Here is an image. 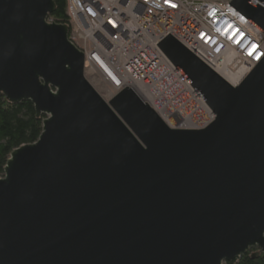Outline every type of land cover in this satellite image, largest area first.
<instances>
[{
  "label": "water",
  "instance_id": "1",
  "mask_svg": "<svg viewBox=\"0 0 264 264\" xmlns=\"http://www.w3.org/2000/svg\"><path fill=\"white\" fill-rule=\"evenodd\" d=\"M264 4V0H257ZM230 5L264 34V7ZM54 0H0V95L46 117L0 178V264H237L264 254V58L237 87L169 35L158 47L216 115L172 130Z\"/></svg>",
  "mask_w": 264,
  "mask_h": 264
},
{
  "label": "built area",
  "instance_id": "2",
  "mask_svg": "<svg viewBox=\"0 0 264 264\" xmlns=\"http://www.w3.org/2000/svg\"><path fill=\"white\" fill-rule=\"evenodd\" d=\"M232 1L66 0L61 25L81 53L115 65L170 129L202 131L216 115L158 44L171 35L239 87L264 58V34ZM46 23L60 25L53 15Z\"/></svg>",
  "mask_w": 264,
  "mask_h": 264
},
{
  "label": "trees",
  "instance_id": "3",
  "mask_svg": "<svg viewBox=\"0 0 264 264\" xmlns=\"http://www.w3.org/2000/svg\"><path fill=\"white\" fill-rule=\"evenodd\" d=\"M54 2L57 8L53 15L55 21L66 24V0ZM45 119V116L37 117L31 102L11 105L0 95V178H4L5 168L15 150L39 140ZM237 264H264V254L259 249H251Z\"/></svg>",
  "mask_w": 264,
  "mask_h": 264
}]
</instances>
